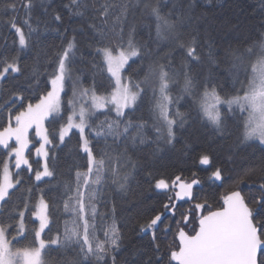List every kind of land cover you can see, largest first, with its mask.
<instances>
[{"label":"snow or ice","instance_id":"snow-or-ice-1","mask_svg":"<svg viewBox=\"0 0 264 264\" xmlns=\"http://www.w3.org/2000/svg\"><path fill=\"white\" fill-rule=\"evenodd\" d=\"M200 7L201 0H0V264H51L52 253L63 264H264V0L247 39L240 19L212 30L241 34L220 48ZM136 9L150 21V43L136 40ZM49 33L62 38L54 60L42 47ZM31 53L29 65L22 57ZM229 58L230 89L193 74ZM180 74L192 98L187 112L171 94ZM149 94L155 147L141 171L158 203L136 219L146 245L127 251L117 201L105 197L110 185L128 192L137 169L128 150L149 142L148 123L133 117ZM196 125L210 132L207 146L185 142L179 163L189 175L170 174L175 165L160 153ZM66 150L72 163L61 180ZM237 159L244 163L226 181L225 165ZM197 172L229 183L218 207L199 195ZM52 185L66 213L62 229L57 204L46 199Z\"/></svg>","mask_w":264,"mask_h":264},{"label":"trees","instance_id":"trees-1","mask_svg":"<svg viewBox=\"0 0 264 264\" xmlns=\"http://www.w3.org/2000/svg\"><path fill=\"white\" fill-rule=\"evenodd\" d=\"M259 8L260 0H212L211 4L207 3L206 0H201V7L198 9V12L203 13L208 17L206 26L209 32H212V35L218 41L216 48H220L223 46L225 41L232 42L233 45H235L234 36H240L241 34L225 33L223 31L213 32L212 30L218 28L219 25L226 21L240 19L241 21H246L249 24V29L243 33L244 38L247 39L248 36L252 34L255 26L258 24ZM130 19L136 25V40L142 43H150L151 40L148 36L147 30L143 27L144 24L149 23L150 21L144 15L142 10L136 9ZM68 20L69 18H66V26H68ZM154 38L153 31L152 39ZM8 39L9 43H11L13 37L9 36ZM61 46L62 38L57 36L55 33H49L42 40V47L46 50L47 58L49 60L55 59V53L60 49ZM34 55L35 53H31L27 57H22V59H27L28 64L31 65L33 63L32 57ZM175 63L179 68V59H177ZM40 65L42 67H51V64H45V57L43 55L40 56ZM230 68L231 60L229 58L227 62L220 64L219 67H217L215 64H209L205 62L199 68H196L193 74L197 76L201 82H204L210 75H213L219 79L226 88L230 89ZM90 78V75L85 77V86H87V82ZM174 80L175 83L171 85V94L174 98L179 97L177 102V107L179 110L181 112H187L189 110L188 106L192 104V98L183 92V75H177ZM151 104L152 98L151 94H149L148 100L145 102L141 111L133 117L134 120L142 118L148 123L146 132L149 142L140 145L138 149L129 148L128 150L130 162L137 164V169L132 173V178L129 180L128 192L127 194L120 193L119 191L115 190V185H110L109 192L105 197V199L111 198L117 201L118 223L127 236L125 241L127 251L132 250L133 247H143L146 245L147 238L141 239V237L135 234L134 229L136 226V219L137 216L147 214L151 207L158 203L157 200L152 199L154 192L152 191L151 187L144 182L143 172L141 171V167L145 165V162L151 158V153L155 147V145L151 143V140L154 138V133L151 130V126L155 119L154 114L150 111ZM192 115H195V113L193 112ZM207 135H210V132L201 129L199 125H196L191 129L186 127L182 133L177 134L175 149L168 147L165 149V151L160 153V156L163 157V160L161 161L162 163L175 165L170 167V174H181L180 170L183 168L185 169L183 171V177H187L189 175L186 170V166L179 163L181 159V150H183L185 142L193 145H203L206 147L207 145L205 143V136ZM109 144H111V141H109ZM74 146L75 141H73L72 147ZM119 151L123 152V149H119ZM71 163L72 159L69 157L67 150L64 153H61V180L68 179V168ZM78 163L83 165L84 161L79 160ZM243 163V160L237 159L235 163H228L225 165L229 169V171L225 173L226 181L228 177L234 176L236 174V172L239 170V167ZM124 171H130V169H125ZM197 175L200 177L203 187V191L200 192L199 195L206 198L209 202H213L214 207H218L220 197L231 190L229 183L219 181L213 183L207 179V174L204 172H197ZM221 184H223V186H220ZM241 187H243V185H241ZM45 193L47 194L46 199L50 197L51 201L57 204L58 212L56 214V219L58 221V226L62 229L66 213H64L62 207L59 205V197L61 192L58 191L57 185H52L45 188ZM188 206L189 205H185V207ZM101 210L103 211L104 209ZM52 235L54 236L55 232H53ZM168 239L170 240L171 237ZM127 251L125 253L126 258H131L128 257ZM50 260L51 264H63L62 254L52 253Z\"/></svg>","mask_w":264,"mask_h":264}]
</instances>
